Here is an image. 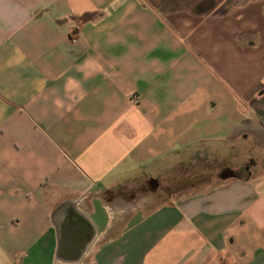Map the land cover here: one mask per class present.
Listing matches in <instances>:
<instances>
[{
  "label": "crops",
  "instance_id": "obj_1",
  "mask_svg": "<svg viewBox=\"0 0 264 264\" xmlns=\"http://www.w3.org/2000/svg\"><path fill=\"white\" fill-rule=\"evenodd\" d=\"M264 0H0V264H264Z\"/></svg>",
  "mask_w": 264,
  "mask_h": 264
},
{
  "label": "trees",
  "instance_id": "obj_2",
  "mask_svg": "<svg viewBox=\"0 0 264 264\" xmlns=\"http://www.w3.org/2000/svg\"><path fill=\"white\" fill-rule=\"evenodd\" d=\"M262 121H264V118H263V120Z\"/></svg>",
  "mask_w": 264,
  "mask_h": 264
}]
</instances>
